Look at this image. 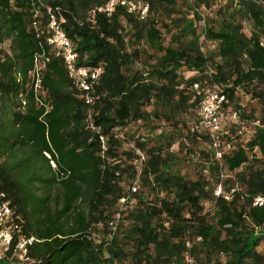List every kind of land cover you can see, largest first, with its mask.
I'll return each instance as SVG.
<instances>
[{
    "label": "trees",
    "instance_id": "obj_1",
    "mask_svg": "<svg viewBox=\"0 0 264 264\" xmlns=\"http://www.w3.org/2000/svg\"><path fill=\"white\" fill-rule=\"evenodd\" d=\"M107 1L0 0V203L38 239L33 264H173L186 251L196 264H264V0H145L144 19L120 5L88 22ZM47 4L77 63L103 69L89 90L48 42ZM205 81L239 108L240 89L262 105L241 113L249 141L203 167L215 182L183 174L173 148Z\"/></svg>",
    "mask_w": 264,
    "mask_h": 264
},
{
    "label": "built area",
    "instance_id": "obj_2",
    "mask_svg": "<svg viewBox=\"0 0 264 264\" xmlns=\"http://www.w3.org/2000/svg\"><path fill=\"white\" fill-rule=\"evenodd\" d=\"M42 1V0H38ZM124 6L129 12L138 14L141 19H144L149 12V3L145 0H108L103 5L91 9L88 13V22L96 23V16L99 12L111 15L117 6ZM46 11L49 16V31L51 33L48 42L57 50V53L64 59L65 66L69 76L74 80L75 85L83 90H89L94 82L102 73L101 67H92L87 65H79L78 52L74 49V45L67 35L63 24L66 21L62 9L59 6L53 7L50 4L46 5ZM39 15V10L35 11V16ZM45 65V60L42 55L35 57L34 68L31 71L35 90L41 88V70ZM211 75V71H210ZM195 88H200L199 83L195 84ZM202 101L201 110L204 113V118H215L217 109L224 103L226 97L222 92V87L219 83L213 82L205 88H201ZM88 101L90 97L87 94ZM217 124H215V127ZM103 139V138H102ZM49 156V155H48ZM53 167L56 164L51 160ZM137 188H133L136 191ZM220 187L216 194L220 193ZM0 196H4L0 193ZM124 201V199H122ZM119 217V216H118ZM119 218L111 223L116 228ZM38 239L34 236H25L21 233V225L19 215L8 201L3 200L0 203V264H33L34 258L30 253L31 247ZM173 264H196L191 252L186 251L184 257L179 262Z\"/></svg>",
    "mask_w": 264,
    "mask_h": 264
},
{
    "label": "rangeland",
    "instance_id": "obj_3",
    "mask_svg": "<svg viewBox=\"0 0 264 264\" xmlns=\"http://www.w3.org/2000/svg\"><path fill=\"white\" fill-rule=\"evenodd\" d=\"M225 2L226 0H218L214 5V9ZM208 12V10H205L202 13L206 16ZM197 25L199 31H201L204 26V19L198 21ZM245 31L250 34V27L248 25H246ZM201 42L205 49L209 47L210 42L206 41L203 37L201 38ZM185 73L187 76H190L188 71ZM208 86L209 83L203 82V88L206 89ZM236 96L238 100L237 104H239L240 108L236 106L235 101H230L226 98L224 102L227 105L222 104L217 109L215 118H204L201 108L185 116L184 119L187 125L181 127L183 136L181 135L182 138L180 136L176 140L173 148L177 150L180 157L178 166L186 176L196 178L199 174L203 173L211 182H215V177L212 176L211 171L203 167L208 166V162H218L221 164V156L224 152L231 150L236 144H246L251 138L255 123H252L247 117H242L241 113L244 112L253 117L259 116L262 105L252 94L246 93L243 89L238 90ZM215 124H217L216 127ZM193 131L198 133L196 141H194L189 133ZM257 156L261 159L260 163L264 164V155L258 153ZM224 173L227 172L224 171ZM218 189L217 187L215 188V190ZM206 206L208 209L211 208L212 202L206 203ZM258 250L264 253V237Z\"/></svg>",
    "mask_w": 264,
    "mask_h": 264
}]
</instances>
